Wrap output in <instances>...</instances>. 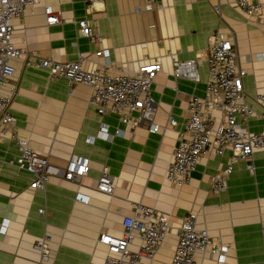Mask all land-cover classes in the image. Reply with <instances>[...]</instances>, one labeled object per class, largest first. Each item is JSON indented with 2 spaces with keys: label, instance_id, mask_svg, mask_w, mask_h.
Masks as SVG:
<instances>
[{
  "label": "crops",
  "instance_id": "1",
  "mask_svg": "<svg viewBox=\"0 0 264 264\" xmlns=\"http://www.w3.org/2000/svg\"><path fill=\"white\" fill-rule=\"evenodd\" d=\"M46 4L61 12L62 23H46ZM79 19H87L102 36L100 43L77 34L73 20ZM12 25L11 40L24 54L11 60L14 74L8 85L0 86V93L15 88L9 107L15 122L0 123V224L8 220L6 232H0V264H105L106 247L98 239L101 234L120 236L134 203L170 219L167 237L150 264L170 263L182 218L190 212L212 242L227 247L223 261L198 251L193 264H264V149L254 150L248 160L237 159L227 189L219 194L213 193L212 180L228 164L231 148L220 155L206 150L182 186L165 179L178 132L190 113L189 100L205 93L208 36L217 30L230 37L237 66L246 71V101L254 104L264 85V58H256L264 53V18L245 17L234 0H157L151 7L135 0H100L92 7L85 0H42L27 6ZM101 48L108 49L109 66L95 55ZM79 52L84 68L104 66L114 73L159 63L150 87L152 119L127 125L114 113L100 115L89 102L88 85L50 78L46 69L33 64L36 56L73 62ZM174 59L197 60L198 79L175 77ZM138 115L134 112L131 119ZM213 115L219 122L221 113ZM170 117L177 124L170 125ZM100 123L107 126L106 134L99 132ZM154 125L156 131L151 130ZM118 128L123 135H114ZM247 128L260 131L261 120L250 118ZM89 136H95L92 143ZM16 137L59 168L73 155L86 156L89 171L78 182L59 174L44 190L32 189L33 176L15 165L20 153ZM104 164L115 183L111 194L95 188ZM78 192L86 195L85 202L76 200ZM42 236L50 250L45 262L33 246ZM139 244L135 238L129 248L136 250Z\"/></svg>",
  "mask_w": 264,
  "mask_h": 264
},
{
  "label": "built area",
  "instance_id": "2",
  "mask_svg": "<svg viewBox=\"0 0 264 264\" xmlns=\"http://www.w3.org/2000/svg\"><path fill=\"white\" fill-rule=\"evenodd\" d=\"M42 0H0V86L8 85V80L14 74L15 68L11 60L24 54L21 48L11 40L13 30L12 20L22 14L24 9ZM100 0H85L88 7H92ZM151 7L157 0H135ZM241 14L247 18H264V0H234ZM46 23L48 25L62 23L61 12L51 5L44 6ZM77 34L84 36L92 44H98L102 36L89 25L87 19L73 20ZM96 56L104 58V66H109V52L101 48L95 52ZM236 51L232 40L217 30L211 32L207 39L205 62L207 78L203 96H192L189 100V116L184 127L178 132L177 142L172 151L165 179L175 186L186 184L199 158L206 150L220 155L227 148L232 149V155L225 168L214 176L212 191L215 194L227 189V178L233 169V163L241 158L248 160L256 149H264V85L255 94L254 104L261 106L258 111L255 105L246 101L243 77L246 71L237 66ZM264 58V53L256 56ZM84 54L79 52L78 59L73 62H59L51 58L36 56L34 65L47 70L50 78L64 77L70 84L83 83L90 87L89 102L100 115L114 113L124 124H138L142 119L151 120L153 109L150 106V87L160 70L157 62L143 64L137 71L109 72L102 67L84 68L82 61ZM197 60H173V74L190 80L198 79ZM15 93L14 86H9L7 93H0V123L2 126H13L15 117L9 112L10 103ZM219 111L221 119L216 122L213 113ZM138 112L137 119L132 120V114ZM257 117L261 120L260 131H250L247 121ZM239 119L241 121H239ZM170 125L177 121L170 117ZM157 125L151 130L156 131ZM99 132L106 134L107 126L99 125ZM122 129H116L114 135H123ZM95 136H89L87 141L92 143ZM19 149V156L15 165L17 168L29 172L33 178L29 187L45 189L46 183L52 176L62 174L65 179L80 181L90 168L89 158L73 155L65 168L49 162L29 141L15 138ZM252 172L253 166L247 165ZM114 179L104 164L96 183V190L111 194L114 190ZM76 200L85 202L86 195L76 193ZM133 214L124 218V230L120 236L101 234L98 242L106 247L105 264H141L142 259L150 264L162 242L167 237L170 219L164 212L156 211L152 207L134 203ZM40 214L44 210H38ZM8 220L3 219L0 232H6ZM138 238L140 244L136 250H131V244ZM47 236L35 240L34 248L40 253L42 262L49 259L50 250ZM198 251H209L218 261L225 259L227 247L210 240L207 229L196 226V215L186 214L181 221L177 234L174 253L169 264H193Z\"/></svg>",
  "mask_w": 264,
  "mask_h": 264
}]
</instances>
